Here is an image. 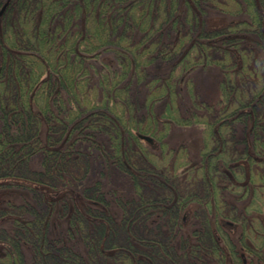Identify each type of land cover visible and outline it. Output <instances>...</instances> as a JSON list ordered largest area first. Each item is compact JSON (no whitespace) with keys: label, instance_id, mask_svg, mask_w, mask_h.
I'll return each mask as SVG.
<instances>
[{"label":"trees","instance_id":"16d2710c","mask_svg":"<svg viewBox=\"0 0 264 264\" xmlns=\"http://www.w3.org/2000/svg\"><path fill=\"white\" fill-rule=\"evenodd\" d=\"M243 1L246 9L251 8L247 22L240 20L232 23L234 26L226 27L225 31H198L193 38L191 5L192 2L196 4L197 0H186L188 5L185 16H189L188 25L177 30L172 42L166 41L163 35L173 28H168L167 32L163 28L173 15L172 10L177 9L178 0H9L7 6L14 3L19 11V30L16 36L23 38V41L25 39L31 51L0 46V94L9 92L16 101L15 106L6 114L4 125L0 129V177L8 178V181L0 184L17 181L16 183L38 185L45 189V194L50 199V192L58 189L54 182L64 176V162L71 160L69 157L72 149H79L80 145H76L79 137L90 133L91 129L94 132L101 130L116 134L113 139L116 141L115 159L120 166L130 163V170H134L129 172L138 188L136 209L158 202L173 209L177 215L176 211L186 206L184 203L189 201L191 195L207 204L208 196L212 195L213 206L217 207L219 199L220 203L225 201L222 197L225 186H222L221 180H234L233 188H238L239 182H242L240 186L249 192L245 191L240 198H247L252 192H256V182L264 190V17L255 9L254 0ZM218 4L226 7L224 1H218ZM82 16L84 25L80 28L76 26L75 19ZM25 22L28 28L24 26ZM193 22L195 25L196 22ZM175 23L176 18L173 27ZM240 26L244 27L240 33L231 32ZM133 31L140 33L135 35ZM248 32L260 37V40L250 43H260L262 55L251 53L255 49L248 44L245 35ZM111 44L115 47L118 66L116 64L112 67L107 62L102 64L105 72L99 74L103 92L102 98L96 102L95 98L90 99L87 91V86L90 85L87 66L91 67L93 60L99 57L102 50L110 48ZM157 58L173 60L167 73L158 75L147 70ZM211 64L219 66L223 71L217 101L212 103L201 100L191 84L192 87L186 91L192 97V108H184L182 113L177 97V91L182 89L180 83L185 78L189 79L195 66ZM132 75L136 82L147 87V102L165 99V108L158 116L163 118V126L199 124L203 128V140L198 152L199 163L194 170L192 168V179L197 182L193 184L203 189L201 194L196 190L182 196L174 187L173 181L166 176V171L155 166V160H161L163 156L155 159L147 157L146 146H154L166 136L168 129L160 130L161 135L157 136L159 132L154 128L158 124H154V128L150 124L156 123L158 117L151 114L148 123L132 126V119L135 117L129 110L133 104L129 89ZM16 80L19 81L18 84ZM63 92L68 95V99L63 97ZM52 105L56 110H53ZM62 105L70 113L73 109L76 110L74 116L77 113L80 116L69 129L67 110ZM42 119L47 125V143L60 142L65 126L67 134L65 133L64 142L57 146L56 151L47 148L42 169L29 170L30 156L41 147L39 129ZM126 123L132 127H129L132 133H128L137 145L135 148L118 146L122 144L119 141L120 129ZM55 125L63 126L56 135L53 132ZM164 141L165 139L160 142V146ZM136 167L140 171L152 173V180L158 182L156 185H163L171 193L161 195L158 200L145 198L142 189L148 184L137 174ZM89 188L95 189L97 186ZM151 188L154 189L155 186ZM94 193L98 200L90 198V204L85 203L84 210L74 208V214L69 220L70 225L74 222L82 224L83 241L89 248H93L92 253L98 252L101 242H106V245L108 243V247H116L110 242V238L117 231V223L99 205L104 200L100 197V190ZM216 193L221 196L217 197ZM202 195L206 198H202ZM150 196H156L155 192ZM134 201H125L122 205L121 224L127 219L125 212L136 203ZM51 203L52 200H49L48 205ZM100 207L102 210H98ZM82 213L91 217L84 218ZM36 217H42L38 210ZM96 218H100V221L97 222ZM13 220L20 230L27 233L33 231L40 239V220ZM89 221L93 225L90 231L86 227ZM212 238L216 242L222 239L216 235ZM125 239L129 242L119 245L115 254L121 256L120 264H134L133 256L129 255L137 247L131 243L133 241L130 235L126 234ZM140 239L147 241L150 238L145 236ZM45 242L53 243L50 245L52 249H46L47 254H42V264H84L82 258L73 251L72 244H57L63 242L57 239ZM213 245L211 248L218 258L217 264H244L243 259L238 261L231 253L228 258L226 254L217 253L215 242ZM168 246L165 242L166 250ZM167 251L168 254H173L171 247ZM102 263L103 261L100 262Z\"/></svg>","mask_w":264,"mask_h":264},{"label":"rangeland","instance_id":"374dc122","mask_svg":"<svg viewBox=\"0 0 264 264\" xmlns=\"http://www.w3.org/2000/svg\"><path fill=\"white\" fill-rule=\"evenodd\" d=\"M218 1H224L226 7L219 5ZM254 1L256 4L255 9L264 17V0ZM4 2L5 0H0V8ZM14 5V3L6 5L0 14V46L31 51L30 47H27L25 39L23 41V38L16 36L19 30V26L17 27L19 11L18 6L15 7ZM186 5H188L186 0H178L177 9L172 10L173 15L170 17L169 23L163 28L165 32L168 31V28H173L164 33L163 37L166 38V41L172 40L173 42L177 30L181 29L183 25H188L189 16H185ZM191 8L193 38L198 31L213 29L225 31L226 27L234 26L232 23L240 20L247 22L248 12L251 10V8L246 9L243 0H197L196 4L192 2ZM175 18L176 23L173 27ZM193 21L196 22L195 25ZM75 22L77 27L82 28L84 25L83 16L76 18ZM24 26L28 28L27 22L24 23ZM183 28L185 29V27ZM242 28L244 27H236L231 32L240 33ZM133 32L135 35L140 33L139 31ZM245 35L250 47L254 46L255 50L251 48L253 51L251 53L255 52L253 55H262V49L259 47L260 43H250L256 42V39L260 37L252 32ZM111 46L101 51L99 57L93 60L94 63L91 67L87 66L90 76V85L87 86V91L90 94V99L95 98L96 102L102 98L103 92L99 74L104 71L102 64L107 62L112 67L116 64L118 66L114 51L115 47L112 44ZM172 61L157 58L148 66L147 70L158 75L167 73L172 66ZM221 72L223 71L215 64L194 67L191 74H189V79L185 78L180 83L182 89L177 91L182 113L184 108H192L190 101L192 97H189L186 91L191 84L196 96L201 100L212 103L217 101ZM133 78L132 75L130 77L132 84L129 87L133 104L129 110L135 115L131 124L137 126L148 123L150 121L149 114L158 117L165 108V99H161L159 102H147V87L145 84H139ZM63 97L68 99L65 92H63ZM15 104L16 101L9 95V92L0 94V129L4 125L6 114ZM64 108L67 110L66 106ZM53 110H56L55 106H53ZM75 111L74 109L71 113L68 110L66 111L68 129L80 118L78 113L74 116ZM45 123L42 119L39 129V145L41 147L30 156L28 161L29 170L38 171L42 169L47 148L56 151L57 146L64 142L67 134L65 132L66 126L55 125L53 129L55 135L61 132L62 127L64 129L62 140L54 144L47 143V125ZM162 123L163 118L158 117L156 123L150 124L152 128H154V124H158V127L154 128L157 133L164 128H167L168 131L167 134L165 133L166 136L164 135L161 140L159 138L160 141H157L154 146L147 147L144 144L148 151L146 152L147 157L155 159V157L160 158V156H163V159L155 160V166L158 165L160 169L166 171V176L170 181H173L174 187L182 196L192 194V191L196 190L201 194L203 189L193 184L196 180L192 179L194 177L192 168L194 170L199 163L200 156L198 152L203 140V128L199 124H172L165 127ZM123 127L120 129L121 135L119 136V141L122 144L118 146L120 148L137 147L128 133H132L129 128L131 126L126 123ZM89 132L79 137V142L76 143V145H80L79 149H72V156L69 157L71 160L64 162V176L54 182L55 187L58 189H56V192H50L52 194L50 199L47 198L45 189L39 188L38 185L16 183L17 181H13L12 184H0V264H12L10 251L16 256L18 264H42V254L46 253V249H52L50 245L53 243L45 242V240L50 241L53 239L63 240V242H57V244H72L73 251L82 258L84 264H100L101 261H103L102 264H120L121 256L115 254V252L120 248L119 245L123 246V244L126 245L125 242H129L125 239L126 234L130 235V239L133 241L131 243L137 247V250L132 249V253L129 255L133 256L132 262L134 264H217L218 258L211 248L214 246L213 242L216 244L217 253L226 254L227 258L231 253L236 257V260L243 259L244 264H264V190L259 188L258 182L255 183L256 192H252L247 198H240L239 196L245 191L249 192V190H245L243 186H240L242 182H239L238 188H233L234 180L230 182L221 180L222 186H225L222 193L225 201L220 203L221 200L219 199L217 207L213 206L212 195L208 196V204L204 200H196V197L191 195L188 198L189 201L184 203L186 206L176 211L177 215L173 212V209L167 208L158 202L143 205V210L136 209L139 194L131 174L134 170H130V163L126 166H120L116 161V141L114 140L115 144L113 141L116 134L101 130L94 132L91 129H89ZM75 134L77 132L73 135L75 136ZM159 135H161L160 132L157 136ZM164 139L166 142L164 141V144L160 146V142ZM127 160H130V158L127 157ZM135 169L137 174L148 184L147 187L142 189L145 198L158 200L161 199V195L171 193L163 185H156L158 182L152 180L151 177H154L152 173L140 171L138 167ZM6 181H8V178L0 177V182ZM90 186H97V188L88 189ZM151 186H155V188L150 189ZM96 190H100L102 194L100 197L104 199L100 201L99 205L104 207L113 222L117 223V231L110 238V242L116 247L111 248L108 247V243L106 245V242H101L98 252L92 253L93 248H89L86 242L83 241L81 235L82 224L74 222L73 225H70L69 220L71 215L74 214V208L78 207L80 210H84V204H90V198L98 200L94 193ZM153 191L156 196L151 197ZM203 195L202 198H206ZM216 195L217 197L221 196L220 193H216ZM49 200H52L50 205H48ZM131 200H135L134 203H136L126 210L125 217L127 219L121 224L122 205L125 201ZM102 207L98 210H102ZM220 208L221 212L218 213ZM37 210L41 213V219L35 218ZM82 216L84 218L91 217L90 215H83V213ZM14 218L29 222L30 220L36 222L40 220L42 223L40 239L33 231L27 233L20 230V227L13 220ZM90 220H93V218H90ZM95 220L99 222L100 218ZM91 224L92 222L89 221L86 225L89 231L93 229ZM213 235L221 236L222 239L216 242L212 238ZM145 236L150 239L147 241L140 239V237ZM165 242L168 243V248H172L173 254H168V248L167 250L164 248ZM156 250L159 252L155 253ZM152 255H155L154 258H152Z\"/></svg>","mask_w":264,"mask_h":264},{"label":"water","instance_id":"95a60500","mask_svg":"<svg viewBox=\"0 0 264 264\" xmlns=\"http://www.w3.org/2000/svg\"><path fill=\"white\" fill-rule=\"evenodd\" d=\"M9 0H5L4 4L2 5V7L0 8V14L2 13V11L4 10L5 6L7 5ZM12 252V251H11ZM12 261L13 264H18L17 258L14 254H12Z\"/></svg>","mask_w":264,"mask_h":264},{"label":"flooded vegetation","instance_id":"af4514ba","mask_svg":"<svg viewBox=\"0 0 264 264\" xmlns=\"http://www.w3.org/2000/svg\"><path fill=\"white\" fill-rule=\"evenodd\" d=\"M10 254H11V263L13 264V261H12V253H11V251H10Z\"/></svg>","mask_w":264,"mask_h":264}]
</instances>
